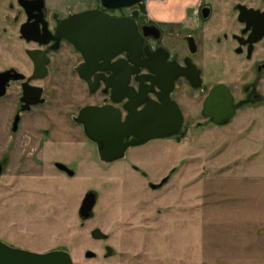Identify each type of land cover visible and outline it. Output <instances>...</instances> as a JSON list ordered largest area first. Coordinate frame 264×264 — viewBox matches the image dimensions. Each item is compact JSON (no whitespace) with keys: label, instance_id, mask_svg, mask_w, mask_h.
Segmentation results:
<instances>
[{"label":"rangeland","instance_id":"rangeland-1","mask_svg":"<svg viewBox=\"0 0 264 264\" xmlns=\"http://www.w3.org/2000/svg\"><path fill=\"white\" fill-rule=\"evenodd\" d=\"M231 1L214 0L217 6ZM197 3L142 5L167 18L195 10ZM9 14L0 4V71L28 75L27 45L13 32ZM65 54L70 61L54 65L43 82L48 103L22 113L18 131V85L0 100V241L38 253L66 250L76 264H233V236L249 233V219L264 222L258 221L264 219V103L244 108L227 126L199 127L201 98L190 92L181 98L187 123L178 136L131 147L124 159L105 164L98 145L73 120L82 105L98 98L74 78L76 61ZM235 64L234 73L221 79L240 88L245 72ZM91 191L98 202L85 222L80 209ZM97 228L109 238L94 239ZM88 251L97 257L87 258Z\"/></svg>","mask_w":264,"mask_h":264},{"label":"flooded vegetation","instance_id":"flooded-vegetation-1","mask_svg":"<svg viewBox=\"0 0 264 264\" xmlns=\"http://www.w3.org/2000/svg\"><path fill=\"white\" fill-rule=\"evenodd\" d=\"M0 4L6 5L10 13L15 29L13 32H17L21 41L27 45L26 54L32 72L25 74L26 77L31 78L37 72L30 52H35L38 65L46 63L48 67L46 77L30 81L32 87L43 88L41 98L38 99L33 94L27 99L29 103L44 100L43 103L27 105L22 101L23 84L26 81L12 80L8 85L6 96L16 84L20 89L15 115V120L20 115V124L23 120L22 113L32 112L34 108L48 103L45 96L47 89L43 82L51 75L54 65L61 68V63L70 61L65 53L76 61L73 66L74 78L86 86L92 98H98L82 105L78 114L73 115V120L92 142L94 141L87 135L84 124L78 121L81 112L87 107L114 106L122 111L125 119L128 115L126 106L131 101L130 97L123 95L125 91L127 93V89L123 88L126 82L135 102H140L138 97H142L144 93L148 100L158 102L160 96L170 92L183 112V129L187 123V107L182 104L181 98H185L190 92H199L201 98L199 117L202 120L197 123L199 127L227 126L244 108L260 107L264 103V0H259L257 5L250 0H233L218 6L214 0H198L197 9L186 8L171 13L167 18H160L158 10L153 6L149 10L144 9L142 4L112 10L102 0H0ZM93 11L115 19H126L133 25L143 42V53L135 58V62L126 52L114 58L111 63L105 60L88 62L84 54L63 37L61 31L68 21L76 19L73 26L76 31L82 24L78 20L79 16ZM236 60L245 72L240 88L229 80L221 79L223 74L229 73L231 76L234 73ZM147 65H151L154 71L147 68ZM112 66L116 69H112ZM10 69L14 68L4 69L0 74ZM42 74L43 71L37 72L36 76ZM192 79L199 87H194ZM220 85L229 89L233 97L232 108L237 109L233 119L216 124L213 116L205 115V109L211 93ZM237 88L240 89V94ZM114 90L117 91L114 93ZM220 94L224 95L223 92ZM117 99L121 101L117 102ZM26 106V110H23ZM143 107L144 105L139 109ZM212 108L209 112H212ZM44 133L51 136L50 129ZM57 164L58 162L56 167ZM3 167L5 171V166Z\"/></svg>","mask_w":264,"mask_h":264},{"label":"water","instance_id":"water-1","mask_svg":"<svg viewBox=\"0 0 264 264\" xmlns=\"http://www.w3.org/2000/svg\"><path fill=\"white\" fill-rule=\"evenodd\" d=\"M103 4L110 9H127L139 6L147 0H102ZM81 27L74 31L73 26L76 19L67 22L61 34L72 42L80 50L88 62H100L105 60L111 63L114 58L126 52L130 54V59L135 62V58L143 53L142 40L133 25L126 19H115L112 16L104 15L99 11L87 12L79 16ZM25 35V32H23ZM31 58L35 61L36 71L43 74L31 78L16 69H10L0 74V98L6 96L10 81L23 80L24 98L23 102L28 104H40L44 100H35L29 103L28 97L35 94L39 99L42 96L43 88L32 87L30 81L36 78H44L47 75L48 67L44 63L38 65L35 52H30ZM152 72L154 69L147 65ZM112 69H116L112 66ZM184 74V72H182ZM186 74V73H185ZM184 74V75H185ZM163 76V75H162ZM13 77V78H12ZM194 87H199L193 79ZM124 85L131 101L127 104L128 115L123 118L122 111L114 106L87 107L78 119L83 123L87 135L98 144L100 159L105 164H111L126 157L130 147L145 145L153 140L168 139L178 136L184 126V115L176 101L171 97L170 92L160 96L158 102L148 100L146 93L139 95L140 102L133 100V95ZM34 91V92H33ZM117 90H114V93ZM144 92V91H143ZM223 92L222 94H220ZM118 93V92H117ZM120 102L121 100H116ZM233 97L229 89L224 85L217 86L211 93L206 103L205 115L213 116V121L220 124L223 120L233 119L236 109L232 108ZM144 105L142 109L140 106ZM26 106L23 110H26ZM213 107V108H212ZM212 112H209L211 110ZM210 113V114H209ZM20 115L15 120L13 131L16 132L20 124ZM57 167L67 172L69 176H75V171L68 166L58 163ZM4 171L0 164V180ZM165 179L160 185H152L158 188L167 182ZM98 202V194L91 191L86 194L81 209L80 216L83 221H87L94 216V210ZM92 236L96 240H107L109 236L101 229L93 230ZM87 258L94 259L97 254L88 251ZM0 264H76L72 254L66 250H53L46 253H38L30 250L15 248L0 241Z\"/></svg>","mask_w":264,"mask_h":264},{"label":"crops","instance_id":"crops-1","mask_svg":"<svg viewBox=\"0 0 264 264\" xmlns=\"http://www.w3.org/2000/svg\"><path fill=\"white\" fill-rule=\"evenodd\" d=\"M258 221L261 222L264 219ZM255 223H251L249 219L246 229L249 233L233 236L231 244L235 256L233 264H264V222ZM218 243L216 240V244Z\"/></svg>","mask_w":264,"mask_h":264}]
</instances>
